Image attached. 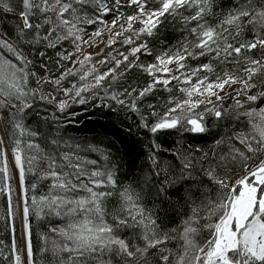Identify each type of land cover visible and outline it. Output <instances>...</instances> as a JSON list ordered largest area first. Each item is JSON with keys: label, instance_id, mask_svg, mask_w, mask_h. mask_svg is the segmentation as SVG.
I'll list each match as a JSON object with an SVG mask.
<instances>
[{"label": "snow or ice", "instance_id": "snow-or-ice-1", "mask_svg": "<svg viewBox=\"0 0 264 264\" xmlns=\"http://www.w3.org/2000/svg\"><path fill=\"white\" fill-rule=\"evenodd\" d=\"M0 201V264H264V0H0Z\"/></svg>", "mask_w": 264, "mask_h": 264}, {"label": "trees", "instance_id": "trees-1", "mask_svg": "<svg viewBox=\"0 0 264 264\" xmlns=\"http://www.w3.org/2000/svg\"><path fill=\"white\" fill-rule=\"evenodd\" d=\"M89 135H92V133H88ZM0 203H2V201H0Z\"/></svg>", "mask_w": 264, "mask_h": 264}]
</instances>
